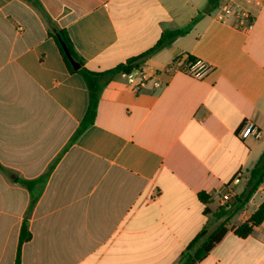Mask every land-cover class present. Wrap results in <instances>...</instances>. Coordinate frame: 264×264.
Instances as JSON below:
<instances>
[{
  "label": "crops",
  "instance_id": "obj_1",
  "mask_svg": "<svg viewBox=\"0 0 264 264\" xmlns=\"http://www.w3.org/2000/svg\"><path fill=\"white\" fill-rule=\"evenodd\" d=\"M39 1L95 72L198 20L145 63L143 89L124 74L113 79L94 125L64 152L88 109L87 86L67 69L39 8L0 0V264H15L31 203L18 180L42 176L61 155L29 219L21 264H177L219 225L214 213L235 202L224 204V194L240 196L264 154V0H221L249 15L226 22L218 9L206 12L208 0ZM183 55L211 71L202 80L166 73ZM249 122L261 138H239ZM263 202L264 182L199 264H264V222L247 238L233 230Z\"/></svg>",
  "mask_w": 264,
  "mask_h": 264
},
{
  "label": "trees",
  "instance_id": "obj_2",
  "mask_svg": "<svg viewBox=\"0 0 264 264\" xmlns=\"http://www.w3.org/2000/svg\"><path fill=\"white\" fill-rule=\"evenodd\" d=\"M26 1L31 2L35 7L39 8L44 13L45 18L47 19L52 29L51 36L54 38L55 42L59 47L63 60L67 66V69L69 70L70 73L78 74L82 77L89 92V104L86 114L79 128L77 129L71 140L69 141V144L65 148L64 152L74 142H76L89 127L94 125L97 118L98 106L101 100L102 93L104 89L107 87V85L113 79H115L119 75L129 74L134 72L135 70L141 69L149 59H151L160 51L171 45L176 39L188 35L190 30L198 20V18H196L191 22V24L188 27L184 29L164 31L158 42L152 48L142 53L141 55L128 60L126 63L121 64L116 68L108 71L95 72L89 70L85 66V60L76 51L75 46L68 32L65 29H61L60 27L56 26L53 23L51 18L44 11L40 1L39 0H26ZM220 1L221 0H208L206 12L212 13L216 11L219 8ZM63 45L67 48L73 60L80 65V69L76 70L73 68L71 62L69 61L65 53ZM61 156L57 158L50 165L46 173L43 174L42 176L33 180H25V179L18 180V183H20L23 187H25L28 190L31 196V203L21 227L18 254L15 264H21V253H22L23 245L32 239L29 219L48 183L51 173L53 172L54 168L61 159ZM0 171L4 173L7 172V170L1 164H0ZM263 182H264V154L260 158L256 166L253 168V170H251L246 189L240 196H236L234 198L235 202L233 203V205L232 206L227 205L225 207H221L218 210V212L214 213V217L219 222V225H217V227L214 229L206 228L201 233H199L197 237L182 252L177 264H199L200 262H202L210 253V251L223 239L224 235L227 232L226 225L232 220V218L235 215H237L245 207V205L256 194V192L258 191L259 187L263 184ZM199 200L205 206H208L211 203L210 196H208L205 193H201L199 195ZM205 212L207 214L208 209H206ZM263 222H264V202L248 218L247 221H245L243 224L233 229L234 234L240 238H247L252 235L254 228L260 226Z\"/></svg>",
  "mask_w": 264,
  "mask_h": 264
},
{
  "label": "built area",
  "instance_id": "obj_3",
  "mask_svg": "<svg viewBox=\"0 0 264 264\" xmlns=\"http://www.w3.org/2000/svg\"><path fill=\"white\" fill-rule=\"evenodd\" d=\"M237 16L238 18H249L247 12H245L241 6L234 1H229L223 3L221 7L218 8L217 19L222 22H226L227 18L230 16ZM252 22L247 25L248 29L252 28ZM211 71V66L207 64L204 60L195 59L187 55L179 56L175 58L166 68L165 72L172 73H182L192 78L202 80L204 79L209 72ZM129 83L133 84L137 91L143 89L147 83L150 81V77L141 69L135 70L132 73L124 74ZM156 87H161L160 82H156ZM239 138L245 140L250 136L254 138H261L262 131L259 130L253 123L249 122L246 126L239 132ZM243 174H240L234 181V185L241 183ZM235 190L230 187L227 192L224 194L222 201L224 204L232 202L236 197Z\"/></svg>",
  "mask_w": 264,
  "mask_h": 264
},
{
  "label": "water",
  "instance_id": "obj_4",
  "mask_svg": "<svg viewBox=\"0 0 264 264\" xmlns=\"http://www.w3.org/2000/svg\"><path fill=\"white\" fill-rule=\"evenodd\" d=\"M63 47H64L65 53H66L69 61L71 62L73 68L76 69V70L80 69V65L76 61L73 60V58L71 57V55H70L69 51L67 50V48L64 45H63Z\"/></svg>",
  "mask_w": 264,
  "mask_h": 264
},
{
  "label": "rangeland",
  "instance_id": "obj_5",
  "mask_svg": "<svg viewBox=\"0 0 264 264\" xmlns=\"http://www.w3.org/2000/svg\"><path fill=\"white\" fill-rule=\"evenodd\" d=\"M248 178H249V177H247V180L245 181V184H244L245 186H244V187H246V184H247V182H248ZM244 190H245V189H244ZM242 192H243V191H242ZM258 200H259V198H258ZM233 201H234V199H233ZM249 209H250V212L254 211V206H251ZM243 217H244V218H245V217H248V214H247V213L244 214Z\"/></svg>",
  "mask_w": 264,
  "mask_h": 264
}]
</instances>
